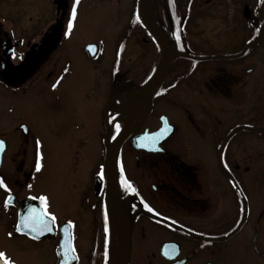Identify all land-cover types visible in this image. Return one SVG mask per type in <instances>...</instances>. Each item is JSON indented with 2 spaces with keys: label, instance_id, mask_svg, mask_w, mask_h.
<instances>
[{
  "label": "flooded vegetation",
  "instance_id": "1",
  "mask_svg": "<svg viewBox=\"0 0 264 264\" xmlns=\"http://www.w3.org/2000/svg\"><path fill=\"white\" fill-rule=\"evenodd\" d=\"M36 1L0 0V240L11 243L10 250L0 247L4 253L0 264H21L11 250L22 244L31 254L43 253L44 264H71L69 256L64 255L67 259L59 263L57 255L63 225L70 227L74 264H264V0H224L235 9L234 17L230 14L225 21L213 20L217 0L159 2L168 7L172 3L174 9L178 4V20L170 16L169 8L165 19L160 13L155 23L171 47L189 58L170 61L146 116L142 112L130 123L129 109L134 104L129 95L152 81L159 63L154 64L151 53L145 68L122 78L128 43L140 35L144 46L155 47L159 58L161 55L159 45L138 18L137 0L129 7L122 27L121 9L104 5L103 19H115L108 22L114 29L113 40L110 44L96 40L79 50L69 36L76 17L71 15L72 8L77 13L82 0H50L51 12L43 17L40 1ZM27 3L38 8L37 21L31 17L24 21ZM190 11L195 12L193 23ZM47 15L52 23L43 27ZM52 33L55 39H47ZM90 46L93 52L88 51ZM75 49L84 62L89 59L110 65L108 75L90 84L91 97H86L85 69L80 68L84 63H74ZM58 52L60 68L55 57ZM173 64L181 68L175 75L170 71ZM52 66L53 73L45 71ZM67 79L71 84L62 89ZM190 80H196L199 95L195 108H208L204 122L195 109L187 110L183 101H173L174 105L165 102L174 91L183 92ZM32 87L36 93L47 87L49 93L46 102L41 93L35 95L34 104L26 108L34 115V123L21 115V103ZM236 91L247 100L243 106H235L243 111L225 131L233 118L218 116L220 103L209 100L206 104L204 99L212 94L222 100ZM86 98L87 104L99 109L95 159L87 134L94 125V112L85 108ZM223 108L228 110L230 104ZM107 130L112 141L128 131L109 178L104 169ZM44 138L55 143L67 138L77 144L86 141L80 155H92L86 163L89 175L85 184H71L74 190L67 187L71 197L77 196L70 200H74L75 217H61L51 207L50 195L38 188L49 163L43 153ZM12 139H24L27 146L31 141V152L17 151ZM70 155L75 153L70 150ZM40 197L46 200L42 202ZM108 197L113 198V214ZM26 199L31 201L23 208L28 210V224L21 222L19 206ZM42 213L51 220L52 233L33 239L25 226L45 231ZM121 218L124 229L118 253L111 221ZM82 219L87 228L85 251L77 241L73 222ZM20 224L23 230L17 231Z\"/></svg>",
  "mask_w": 264,
  "mask_h": 264
},
{
  "label": "rangeland",
  "instance_id": "2",
  "mask_svg": "<svg viewBox=\"0 0 264 264\" xmlns=\"http://www.w3.org/2000/svg\"><path fill=\"white\" fill-rule=\"evenodd\" d=\"M26 2L30 1V0H25ZM40 4H41V16L43 17V15L46 13H50L51 12V5H50V0H39ZM135 0H82L78 11L76 13V17H75V21L73 23V28L71 30V35L69 36L72 40V42H74V44L78 47V50L80 48H82V46L86 43H91V42H95L96 40H100L101 42L103 41H108V44H110L113 40V36H111V34L114 33V29L112 30L110 27L111 25L109 23L112 24V21H114V17L111 16V18H107L109 21H107L106 19H103L102 17V13L101 11L104 8V5L108 6L110 5L111 10L112 8L116 9V10H120V16H119V20H121V27L123 25L126 24L128 15L127 12L129 11V7L132 5H134ZM162 0H154V3L152 4V2H150L151 5V9H152V19L153 21H157V16L160 15V3ZM218 3H216V6L214 7V10L216 11V14H214L213 16V20H217V21H225L229 19V15L231 14V17L235 14V9L233 11V8L230 7L228 5V3H226L227 1L224 0H217ZM35 2H37L35 0ZM137 3L139 4V0H137ZM113 5H116L117 8L113 7ZM127 6V8H126ZM168 7V6H167ZM170 8V16L173 15L176 17L177 12L176 10H178V4H177V9L172 6V3L170 4V6L168 7ZM194 8V7H193ZM106 9H109L108 7H106ZM38 8H35L32 5H29L27 3V5L25 6V17H24V21L28 22V18H32L33 22L36 20H38L39 18L36 16L37 15V11ZM194 10V9H193ZM176 13V14H175ZM99 14L101 16H99ZM191 17H190V22H194L196 21V17H194L195 12L193 11L191 13ZM169 16V18H170ZM232 17V18H233ZM139 18V16H138ZM50 16L47 15V19L44 20L47 23H43V27H47L48 25H50L52 23V21L50 22ZM177 19V17H176ZM140 20V19H139ZM178 20V19H177ZM208 20V19H207ZM43 21V22H44ZM109 22V23H108ZM108 23V24H107ZM191 23V25H192ZM106 25L109 26V29L106 28ZM190 24H189V28L192 29ZM191 26V27H190ZM124 28V27H123ZM113 31V32H112ZM153 51V52H152ZM60 52H58V55H56L55 57L58 59V68H60L61 66V59H60ZM73 59H74V63L77 64H83V67H80L82 69H85V82H87L85 84V91H87L88 94H86V97L89 96L91 97V92L92 89L90 87V84L92 85L93 80L96 79H102L103 75H108L109 73V69H110V65H104L103 63H97V62H92L89 59H86L85 62L82 59L81 53H78V51L75 49L73 50ZM151 53L153 54L152 56H154V64H156V62L159 63V57H158V52L155 49V47H147L143 45V43L141 42V36L137 35L136 38L134 39H130V42L128 43V48L126 50V52L124 53V57L125 58V62L122 61V68H121V75L122 78H124L125 75L129 74L130 72H132L133 70H138V69H142L146 67V63H147V59L150 57ZM123 57V56H122ZM123 60V59H122ZM55 63V60L54 62ZM88 63V64H87ZM193 67V66H191ZM78 68V67H77ZM181 68H178L176 65H172L171 66V73L172 70L173 72H175L174 74L172 73L171 75H175L177 72H180ZM46 72H51L53 73L55 71V67H47V69H45ZM133 73H130V75ZM107 78V77H106ZM195 82L196 80H190L189 85H185L183 87V92H177L174 91L173 93H171V95H169L166 99L165 102H168L172 105H174L173 101H183V106L186 107L187 110H193L195 109V112L197 114L200 115V118L207 116L208 113V108L207 107H203V109L200 108V110H197L194 106L195 101L199 100L198 99V93L196 94L195 91ZM34 84V82H32L31 86ZM66 84L62 89H66L70 84L71 81L69 79H67L65 81ZM63 84V85H64ZM90 87V88H89ZM37 88V87H36ZM47 88V87H46ZM46 88L43 89L42 91H40L39 93H41L45 98H43L46 102V100H48V92H46ZM89 88V89H88ZM88 89V90H87ZM32 90V91H31ZM31 90H28L30 92H26V101H22L21 106V115L28 117V119H33V123H34V115H30L26 108H29L30 105L34 104V98L35 95L39 94L35 92V88H31ZM180 93V94H179ZM254 93V92H252ZM250 94V96L252 97L254 94ZM24 95V96H25ZM249 95V94H248ZM2 96V95H1ZM31 97V98H30ZM187 97H189V99H187ZM207 103L209 104V100L213 101V103H220V105H222V107H220V105L218 106V108H216V114L218 116H227L229 118H233V121H231L229 124H226V126H224L225 131L228 129V126H232L233 122H236L235 119H238L237 117H239L238 115L241 114V112L243 111L242 108L238 107L235 108V106H237L238 104H241V106H243V101L247 100L244 99L242 96L241 92H233V94L228 97V98H222V100L218 97H216L215 95H208L207 98L204 99ZM221 100V102H219ZM185 101V103H184ZM228 103L230 104V108L228 110H225V104ZM90 108L94 113H93V117L94 118V125L93 126H89L88 130H87V134L90 135L91 139H90V149L94 150L93 153L94 155H96L95 157H93L92 159H95L97 157V153H98V147H97V140H96V136L95 135V131L100 130V125H99V109H97V105H89L87 104V98L85 99V108ZM180 107V106H179ZM234 107V108H233ZM132 106L130 105V109H129V113L131 111ZM182 108V107H181ZM255 110H257V108H255ZM194 111V110H193ZM229 113L230 116L227 114ZM237 116V117H236ZM202 122H204L203 118L201 119ZM85 121L88 123L89 125V119L87 117H85ZM125 121V119H124ZM0 122H2V119L0 118ZM33 128V127H32ZM187 133H189V131H187ZM44 144L45 146H43V153L45 158L47 157V159L49 160L48 166L46 167V169L42 172L41 176H40V183L38 188L43 191V192H47L48 196L50 195L52 201V205L51 207L53 208V210L55 211V209L59 212V214L61 215V217L63 218H72L77 216L76 214V210L73 211V206H74V200L73 203L70 202V200H72V198L74 197V199H76V194L73 195V197H71L68 193V189L67 187H71V184H75V185H84L85 184V180L87 179V173L89 175V171L87 172L86 169V163L89 161L91 162L90 158L92 155H90L88 152H85L83 157L80 155L82 149L85 148V143L79 141V144H77V141H73V139H69L67 138L65 141L63 140V142H61V140H57L58 142L55 143L53 140H51L50 138H44ZM65 139V138H64ZM13 141L11 142L12 144L15 145L17 151H26V154L31 152V141H28L30 143L29 146H27V144H25L26 140H17V139H12ZM88 144V143H87ZM14 145H11V147L13 148ZM53 147V150H52ZM205 147V146H204ZM74 148V149H73ZM263 148V146H262ZM264 149V148H263ZM72 151L73 153H75V155L73 156H68L69 151ZM74 150V151H73ZM46 151V153H45ZM90 152V151H89ZM88 153V154H87ZM91 153V152H90ZM71 160L70 162V159ZM68 158V159H67ZM28 161V159H27ZM66 161V162H65ZM67 163H70L67 164ZM27 172V171H26ZM18 178L21 180L23 179L22 174L18 175ZM74 185V187H75ZM70 188V190H74L75 188ZM49 197V198H50ZM56 204V205H53ZM58 215V213H57ZM74 224L77 226V228L75 229V235H77V241H79L80 246L82 247V250L85 251V232L87 230L86 228V224H85V220H81V221H77V220H73ZM10 241H4V240H0V247L4 248V250H10ZM14 255L19 259V262H21V264H44L43 261L45 259V255L43 253L41 254H31V251L28 248H23V244L21 245L20 248L18 249H12L11 250Z\"/></svg>",
  "mask_w": 264,
  "mask_h": 264
},
{
  "label": "water",
  "instance_id": "3",
  "mask_svg": "<svg viewBox=\"0 0 264 264\" xmlns=\"http://www.w3.org/2000/svg\"><path fill=\"white\" fill-rule=\"evenodd\" d=\"M150 2H151V0H139L138 16H139V19L142 22V24L151 33V35L153 36V38L155 39V41L159 45V47L161 49V61H160V65H159V68L157 70L155 77L145 87L146 93L140 101V107L139 108L140 109L142 108L143 116H146L148 109L151 106L152 97L155 95V93L159 89V87H160V85H161V83L165 77V74L167 72V69H168V66H169L171 59H173L176 56L188 57L187 55H185L183 53H179V52L175 51L171 47L170 42L168 40V37L159 29V27L150 18L147 17L146 7L148 5L150 6ZM49 38H51V39L54 38L53 33H52V35L49 34L47 36V39H49ZM47 45H50V43L47 42ZM47 47H49V46H47ZM88 51L93 52L91 46L89 47ZM127 128H128V126H127ZM127 135H128V131L124 130L123 133L114 141V143H111L109 131L107 130V135H106L105 142H104V146H105V150H106L104 169H105V175L107 176V178H109L111 176L112 170L115 167L118 151H119L122 143L124 142L125 138L127 137ZM137 147H139V146H137ZM2 150H3V144H2V146H0V157H1ZM29 202H31V201L29 199H26L19 204V206H21L20 207V215H21V222L22 223L26 222L28 224V210H23V208L24 207L28 208L27 205ZM113 203H114L113 198L108 197L107 204H108L109 212H111L112 214L114 212ZM41 222H42L41 228L43 230L48 231L49 228H51L49 221H47L46 219L41 220ZM35 226H37V225H35ZM34 229L39 230V233L36 236H31L33 238H41V237L48 235V232L42 231L41 229L34 227V225L33 226H25L26 233H29L31 230H34ZM19 230H21V231L23 230V228L21 227V224L19 225ZM57 254L59 256L60 262H61V260H65L67 258H70L71 264H74L75 259L72 256L71 239H70L69 228L67 226H63L61 228V241H60V246L57 250ZM64 255H67L70 257L66 258Z\"/></svg>",
  "mask_w": 264,
  "mask_h": 264
},
{
  "label": "bare ground",
  "instance_id": "4",
  "mask_svg": "<svg viewBox=\"0 0 264 264\" xmlns=\"http://www.w3.org/2000/svg\"><path fill=\"white\" fill-rule=\"evenodd\" d=\"M146 14H147V17L150 18L152 20V9H151V6H147L146 7ZM146 93V89L143 88V89H140L136 92H134L133 94H130L129 95V99L130 101L132 102V108H131V111H130V114H129V117H133L131 119V122L132 120L135 122L140 116H141V113H142V108L140 109V101L141 99L143 98V96L145 95ZM87 111V110H86ZM88 112V111H87ZM124 222V219L121 218V220H112L111 221V225H112V229L114 230V236L117 237L116 239V244H117V249H116V252L119 253V247H121V241L123 239V229H124V225L123 223Z\"/></svg>",
  "mask_w": 264,
  "mask_h": 264
},
{
  "label": "snow or ice",
  "instance_id": "5",
  "mask_svg": "<svg viewBox=\"0 0 264 264\" xmlns=\"http://www.w3.org/2000/svg\"><path fill=\"white\" fill-rule=\"evenodd\" d=\"M77 2H78V0H77ZM71 15H72V17H75V15H76V9H75V7L72 8ZM71 27H72V23H71V21H69V23H68V28L70 29ZM116 128L119 129V125H118V124L116 125ZM2 144H3V142H0V146H2ZM0 184H2V182H0ZM126 187H127V188H130L131 185L126 184ZM40 199H41L42 202L46 200L45 197H40ZM145 207H148V206L145 205ZM148 210H149V211H152L151 208H149ZM33 211H34V210H33ZM105 221L107 222V216H105ZM105 230H107V229H105ZM17 231H19V227H17ZM10 235H11V234H10ZM3 257H4V253L0 252V259H3ZM5 264H9V262H8V261H5Z\"/></svg>",
  "mask_w": 264,
  "mask_h": 264
},
{
  "label": "trees",
  "instance_id": "6",
  "mask_svg": "<svg viewBox=\"0 0 264 264\" xmlns=\"http://www.w3.org/2000/svg\"><path fill=\"white\" fill-rule=\"evenodd\" d=\"M169 9L167 6L160 5V13L162 14L163 18L165 19V10ZM170 11V9H169Z\"/></svg>",
  "mask_w": 264,
  "mask_h": 264
}]
</instances>
